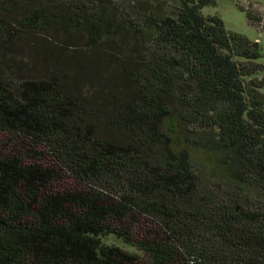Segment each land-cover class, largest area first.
Returning a JSON list of instances; mask_svg holds the SVG:
<instances>
[{
  "label": "trees",
  "instance_id": "trees-1",
  "mask_svg": "<svg viewBox=\"0 0 264 264\" xmlns=\"http://www.w3.org/2000/svg\"><path fill=\"white\" fill-rule=\"evenodd\" d=\"M214 6L0 0V58L62 38L78 67L85 50L120 68L89 94L0 73V134L19 141L0 150V264H264V52ZM144 219L153 240L130 233Z\"/></svg>",
  "mask_w": 264,
  "mask_h": 264
},
{
  "label": "rangeland",
  "instance_id": "rangeland-1",
  "mask_svg": "<svg viewBox=\"0 0 264 264\" xmlns=\"http://www.w3.org/2000/svg\"><path fill=\"white\" fill-rule=\"evenodd\" d=\"M240 7L254 10L264 17V0H216V6L205 9L204 13L219 16L223 20L226 29L230 32L244 35L251 41L260 43L264 52V31L254 27L247 18V13L243 12ZM56 41L41 47L37 40L26 37L20 42L19 47L5 52L4 58H0V73L8 71L12 78L21 79H43L51 74L58 75L61 78L66 75L67 80L71 79L74 82H80V85L74 87L77 91L81 89L83 93L88 94L93 88H110L111 85L119 82L120 68L117 62L106 61L104 63V55L108 52L97 51L91 53L81 50L80 53H82V59L85 60V64L78 67L76 63L68 59L69 55L77 53V46L75 45V47L74 44L62 40V38ZM53 44L57 45L54 46ZM262 63L264 64V60ZM7 64L11 66H7ZM108 64H110L109 67L106 66ZM81 74H85V77L81 76ZM79 76L81 77L80 81L78 79ZM72 85L74 86V83ZM10 139L13 138L0 134L1 151L6 147L8 148V145H11L8 149L18 147L19 141L15 139L10 143ZM205 158V163L212 171L214 162L210 156ZM42 159V162L45 161L44 158ZM214 172L219 176L223 174L222 169L219 167ZM58 188L60 190H81L78 184L69 178L62 179ZM130 231L133 235H140L142 238L152 237V240L160 234L159 227L154 222L146 219L131 227Z\"/></svg>",
  "mask_w": 264,
  "mask_h": 264
}]
</instances>
